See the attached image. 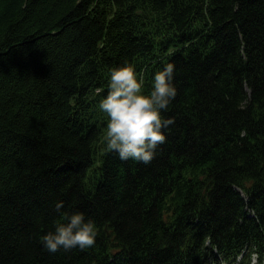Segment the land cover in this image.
Listing matches in <instances>:
<instances>
[{"label": "trees", "instance_id": "1", "mask_svg": "<svg viewBox=\"0 0 264 264\" xmlns=\"http://www.w3.org/2000/svg\"><path fill=\"white\" fill-rule=\"evenodd\" d=\"M124 61L146 90L176 66L147 164L105 148ZM57 200L94 245L44 247ZM245 243L264 252V0H0V264H211Z\"/></svg>", "mask_w": 264, "mask_h": 264}, {"label": "clouds", "instance_id": "2", "mask_svg": "<svg viewBox=\"0 0 264 264\" xmlns=\"http://www.w3.org/2000/svg\"><path fill=\"white\" fill-rule=\"evenodd\" d=\"M175 63L167 62L157 70L151 88L145 89V78L132 62L111 67L107 92L99 101V109L107 115L106 151L116 152L121 160L133 159L145 164L157 155V148L166 140L165 129L174 122L163 115L177 95L174 82ZM63 200L55 208L61 216L54 228L40 239L49 252L94 245L98 226L84 211L63 210ZM252 264H256L253 257Z\"/></svg>", "mask_w": 264, "mask_h": 264}, {"label": "bare ground", "instance_id": "3", "mask_svg": "<svg viewBox=\"0 0 264 264\" xmlns=\"http://www.w3.org/2000/svg\"><path fill=\"white\" fill-rule=\"evenodd\" d=\"M251 215V213H249Z\"/></svg>", "mask_w": 264, "mask_h": 264}]
</instances>
